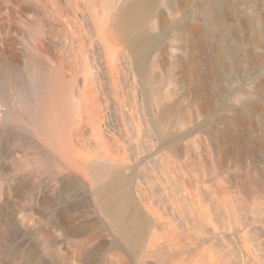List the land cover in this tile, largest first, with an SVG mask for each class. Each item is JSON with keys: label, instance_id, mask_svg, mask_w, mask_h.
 Wrapping results in <instances>:
<instances>
[{"label": "rangeland", "instance_id": "1", "mask_svg": "<svg viewBox=\"0 0 264 264\" xmlns=\"http://www.w3.org/2000/svg\"><path fill=\"white\" fill-rule=\"evenodd\" d=\"M101 1L0 0L4 43L28 47L22 21L46 16L55 61L68 59L74 45L81 64L88 54L97 67L100 58L108 65L92 107L105 140L81 119L77 184L59 204L74 234L53 224L58 218L41 200L55 173L39 172L30 154L21 167L8 152L0 156V264H83L86 254L89 264H124L127 255L142 264L153 216L138 184L172 236L146 264H264V0H135L131 7L110 0L120 19L110 35L93 10ZM84 14L92 15V33ZM99 148L118 158L111 170L89 167ZM99 192L108 200L118 193L132 223L125 236L93 213Z\"/></svg>", "mask_w": 264, "mask_h": 264}, {"label": "bare ground", "instance_id": "2", "mask_svg": "<svg viewBox=\"0 0 264 264\" xmlns=\"http://www.w3.org/2000/svg\"><path fill=\"white\" fill-rule=\"evenodd\" d=\"M134 2L135 0H127L125 7L133 6ZM95 4L93 10L105 22L106 31L110 35L120 20L119 16L110 13V0ZM88 14H84V18L87 20L88 30L92 33L90 23L92 15ZM54 19L57 21V17L54 16ZM96 21L98 23L99 20ZM21 25L30 36L28 47L17 48L14 44L0 40V156L8 152L7 155L12 157L14 167H17L25 162L24 157L33 155L30 161H33L39 172L55 173L41 200L48 205L45 206L48 211L58 218L53 224L68 234H74L77 228L70 222L69 213L59 210V204L71 196L77 184L81 119L90 122L92 133L99 134L101 140H105L104 134L107 130L103 127L104 119L99 115L94 121L92 107L98 102L95 95L99 77L108 79L105 70L107 64L100 58V67H97L90 56L85 54L82 65L74 45L66 53L68 59L63 56L55 61L48 54L49 36L54 26L50 20L46 16L38 15L35 21L23 20ZM104 50L106 51V47ZM100 54L99 50V57ZM120 59L126 73L130 75L131 61L126 50L120 51ZM109 71L112 82L116 83L113 69L109 68ZM98 151L100 156L91 160L88 163L89 167L98 173L111 170V167L115 166L114 163L118 162V158L108 148H99ZM91 179L97 186L99 175L92 174ZM65 180L68 182L67 188L61 186ZM140 185L138 184L136 188L138 198L145 208L150 209L153 216V224L140 253L142 264H146L147 259L158 255L157 250L163 241L167 242L172 236H169L167 222L159 218L146 203L145 193ZM99 193H96L95 209L93 205L91 206L93 213L99 212L112 219L116 223V233L125 236L129 233L126 226L131 227L132 223L130 225L128 223L118 193L112 196V200H108L106 194ZM115 207L118 208L116 215ZM163 230L167 232L164 234ZM92 231L97 234L101 230L94 228ZM57 256L59 257L58 254ZM92 258V255L86 254L83 264H89ZM124 264H131L128 255Z\"/></svg>", "mask_w": 264, "mask_h": 264}]
</instances>
